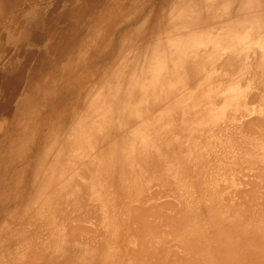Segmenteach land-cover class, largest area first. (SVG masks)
<instances>
[{"label":"bare ground","instance_id":"6f19581e","mask_svg":"<svg viewBox=\"0 0 264 264\" xmlns=\"http://www.w3.org/2000/svg\"><path fill=\"white\" fill-rule=\"evenodd\" d=\"M40 1L42 0H0V29L1 31L4 33V31L7 30L8 33H11V32L14 33L15 29L17 28L19 19L16 18V16L13 14L16 11H20L22 7L25 5H31L33 3L40 2ZM52 5H53V9L57 10L60 16H58L55 21L53 20V18H50L51 20L47 18V23L51 22L54 25L51 27L49 32H46L47 34L45 32L43 33L46 34L45 36H48L51 38L52 45L55 44L56 47H59L60 45L63 44L62 49L60 50V53L72 52V50L78 44L81 46V48L79 49L80 54L78 58V62L80 61L81 63L79 66L83 68L84 70L91 72L90 74L92 76V81L89 82L90 88L87 89L86 91L89 90V92L93 96L94 95L95 96L92 98V100L90 97H86V98H90V101L89 100L87 101L88 103L91 102V104L87 107L88 104L85 105L86 104L85 103L84 105L86 106V108L84 109L83 112H81V110L83 109L82 104L86 101H84L81 98L83 96L82 94L83 91H79L78 88L83 86L86 82L91 80V79L88 80L87 77L85 79L84 75L81 76L82 78L79 77L74 82L75 84L73 85V87L69 89L72 91L71 93H74L75 89L76 91L78 90L77 96L71 100V102L75 104V106L70 107L71 111L69 113L65 111L69 109V106L66 104L68 100L66 99L65 101H62L65 95L64 96L60 95V100H57V103H58L57 107H54L53 110H51V113L49 114L51 118L56 117L57 121L49 123V124L47 123L48 129L45 132L42 131V129L41 130L37 129L36 135L39 137V139L37 140L39 144L37 145V147L36 146L34 147L35 149H33L34 151L32 152V156H34L33 157L34 159H32L31 163L30 162L28 163V164H32L31 165V173H32L31 177L32 178L28 176L27 174L29 173L28 169L25 172L27 174V177L24 176V181L30 182L31 180L32 182L31 184L26 185L25 189L26 190L27 188L28 190L30 189L31 190L30 193H32V195L34 193L33 191H35V193L40 195L41 196L40 203L44 201L43 204H46L41 208H43L44 210H47L48 212L52 211L54 216H56L55 215L56 212L54 213V211L56 208H59L60 205L63 204L62 206H64L66 204L65 206L66 208H68L67 207V204H68V206H71L73 208L75 207V205L72 206L71 205L72 203H70V201L74 202L79 198V196L85 197V194L86 195L91 194L92 191L93 193H95L96 191L94 190H98L100 192V188L102 187V185L100 187L98 186V183H99L98 180L101 179L102 177H103L102 179L106 181V183L103 181L104 182L103 186L105 187L106 186L108 187V184L110 185V183L112 184L119 183L121 182L122 178L124 180V178L127 177L128 180L130 179V184L133 181L131 188H133V190L136 191L137 187H139L138 186L139 183L141 182L145 184V182H148L147 180L149 179L147 178H150L151 176L149 174H151L152 177L154 176L158 177L156 178V180L154 179L155 180L154 182L158 181V185L160 184L159 185L160 187L157 184H156L157 186H155V184L153 185V183H149L150 182L149 181L148 183L145 184V186L148 185L146 188L149 187L148 190L150 191L151 187L152 188L159 187L160 188L159 191L161 192L162 190H164L163 188L161 189V187H164L162 185H165V184H163L162 179H161L162 182H159V180L157 179H160L161 177L164 179V183L165 181H167L168 183V180H165V179L167 175L170 174L172 175L171 177L174 178V180L171 178L174 182L172 181L173 185L169 182V185L170 187L171 185L174 186L176 194L178 193L179 190H181V189L178 190V186H182L181 185L182 182H184L182 183L183 186H185L184 184L187 183L185 186L186 188H184L183 190L187 189V187H188L187 190H189L187 192L186 190L183 191L184 193L186 192L187 196L189 197V198L187 197L188 201H186V199L184 198L185 194L183 192L182 193L184 194L183 195L184 197L181 196V191H180L178 193L179 195L177 199L175 198V196L174 198H172L173 196L171 197L172 199L175 200V203H174V200L172 201L173 205L178 203L176 202V200L180 201L179 204L182 201H186V202L190 201L191 205L194 204V208H193V205L191 206V208L190 207L189 208L194 209V211L196 209V211L199 212L198 214L196 211L194 213L193 210H189L191 211L190 212L191 213L190 216L192 215L191 217L193 216L195 217L198 215L197 217L199 218L200 217L199 215L203 213H201L202 209L201 211H199L198 208L200 206H201L200 208H203L205 206L204 209L207 211L206 212L207 214L205 213L207 217L205 218L207 220H210L213 217V215L214 217H217V218L213 217V219L209 221L210 224L209 222L207 223L206 225L207 227L203 224L204 219H205L203 218V216H201L203 221L199 220L198 222L199 224L197 225V227L193 226L194 224L190 225L189 222H188L189 225L186 226L187 223H185L184 221L185 224H183L182 221L185 219V217L189 216L187 215L189 214L188 213L189 208H186V207H188L190 203H187L189 204L187 206L186 202H184L185 204L183 205L184 208L180 206L182 205V203L179 206L177 204L174 207L172 206L170 199H168L170 195L167 193L166 194L167 199H165V203L167 200L171 205V206L169 205V208L173 207V209L170 208L169 210L172 209L171 211L174 212L177 206H178L177 209H179L180 207L182 208V210L179 209L181 213L180 214L178 213L179 211L176 209L178 212H176L177 214L173 213V215L171 214V211L167 210L166 213L168 214V211H169L170 212L169 216L172 215V218L171 217L167 218L168 216L167 214H166V218L168 219V221H170V224L173 225L174 221L176 220V219H173L174 214L175 216L179 215L176 218L177 219L182 218V219H179L181 222H179V220H176L178 221V224H176V226H179L181 230H178L179 227L178 228L175 227V229L169 230V232H171L172 230L171 233H167L168 230L167 232L166 231L164 232V228L168 227V225L166 226V222L168 224V221H166L167 219L165 220L164 218L165 215L164 216L162 215L163 216L162 219L166 221L165 224L164 222L162 223L160 219V217L162 216L159 215V218H158L157 212H156L155 214L157 217H155V219L153 220L155 222V226L152 221L149 222V220L147 219L146 221H148V223L152 222L153 225L151 224L149 225L153 227H157L160 224L159 226H161V228L164 227L162 229L163 230L162 232L164 233H162L160 236L157 237L156 234H157L158 229L156 228L157 230H155L156 234L155 233L152 234L151 230L153 228L151 229L150 228L151 226H149L148 228L145 225L148 228V229L145 228L147 229L146 231H148V235L149 234L155 235V237L154 236L152 237L151 235L147 236L146 231H145V233L143 232V234H145L147 237L145 238L144 236V240L140 239V241L146 240V243H147L150 239H154L160 242L153 240L155 242V246H154L153 245L154 243H152L153 241L151 240L152 244H150V241H149L147 243V248H146V245L144 244L145 242L142 241V243L145 246L144 247L143 244L140 243L139 241L137 242L138 246L139 244H141L144 250L145 249L149 250V248L152 246L153 248H151V251L149 252H154V251L156 252L158 248V245L156 246V242L161 243L162 240H159V239L160 238L164 239L162 235H165L166 233L168 235L172 234L171 236L175 237L176 229L181 232L182 230H184V228L186 227L188 228L192 226L190 227L192 229L186 228V230H188L187 233H189V231L191 230L192 235H191V232L189 234L191 238H193L194 236L195 241L197 239V243L203 237L201 239L202 241H204L202 242V246H201L203 250L200 249L201 252L205 253V251L211 248L212 245L210 246V248H208L207 247L208 245H206L208 241L211 240L210 243L212 244H214L215 242L216 247H213V249L215 248L213 255L211 254L210 256L208 255L207 257V254L205 253L207 257L205 258L204 257L205 255L203 254L204 255L203 256L202 253L200 252L201 255L205 259L211 262L210 263L208 261V264H212V262L213 264H215L214 263L215 260H217V262H219L220 264H264V192H261L262 191L261 189L264 188V0H54ZM54 10H52V13ZM36 33L40 37L44 35L43 33H40L38 31ZM33 35L34 34L29 33L28 36L32 37ZM84 39L85 41L83 42ZM55 51L57 52L58 49L54 48L52 49V51L50 50L51 53ZM16 53L18 52L16 51ZM18 72H19V69H18ZM27 74L29 75L28 72ZM4 77L3 79L5 80L6 77L5 78ZM3 79L1 80L2 84H4L7 87L9 86V87L15 88L17 87V84H18L17 82L19 79V75L17 73L16 82H11V83L7 81L3 82ZM59 82L61 84V81ZM26 85H25V88H26ZM69 90L66 89L62 91V93L66 94L65 91H69ZM8 109H9L8 104H0V110L2 112ZM62 112H66V114H62ZM80 112L81 114L79 116ZM43 143L44 145H42ZM47 144H49V147L46 150H44ZM74 149H76L75 150L76 152L75 151L74 152L76 154L78 153L77 157H79V159L77 157H74L72 159H67V161L65 162L66 160L64 159L65 158L64 155H66L64 154L65 151L67 150L73 151ZM47 150L49 152L45 155L44 152L46 153ZM202 152L206 154L203 153L204 155L203 156ZM18 156H16V158ZM203 158L205 159V162L202 161L204 160ZM47 160H48L49 165L48 167L45 166L47 167L46 170L45 171L39 170L40 167L38 166L46 165ZM1 162H0V166H1ZM64 163H66L67 166L70 165L71 167H73L76 171L74 173L79 178L76 175L74 176V174L71 173L74 170L70 171L71 175H70V178L67 177L66 183L64 182V184L62 185V183L60 182L61 183L60 186H57L58 184L56 185V182L58 181V178H55V176L57 172H60V177L64 175L62 170L64 167H67L63 165ZM242 166H244L246 169L245 171L243 169V173L241 174L240 172H241ZM237 168L238 169L240 168V170H237ZM232 170H235L237 172L232 171ZM238 171H240L239 172L240 174L238 173ZM90 172H94L96 174L95 178L91 177L93 178L91 179V181H89L90 179L87 176L89 175ZM230 172H232L233 176ZM144 173H147V176H148L145 179H143V177H140V174L144 175ZM238 175H241V177H238ZM90 176L91 175H89V177ZM73 177H76V178H73ZM138 177L143 179L142 181H145V182H142L141 179H138ZM169 177L170 176H168V178ZM21 179H22V176H21ZM21 179L20 181H23V179L22 180ZM16 180L18 182V179ZM79 180L81 182H78ZM123 180H122V184L124 185ZM138 180H140V182H138ZM238 180L239 182H236ZM126 181L125 183H127ZM151 182H153V180ZM75 183L77 184L75 185ZM89 183L92 188V189L90 188L91 191L88 188L89 185L88 186L86 185ZM141 183H140V188L138 189L143 190V193L146 194L145 190L147 189L144 187L145 189L144 190L142 187L143 184L141 185ZM228 183L229 185H224ZM230 183H232L233 185H230ZM235 183L243 184L245 185V187L246 185L249 186L251 188V189L249 188V190L254 192V194H252V192L251 193L249 192L248 195L250 196L255 195L256 193L255 191L257 190V188L261 187V189L258 188V190H261L260 193L257 191V195H255L257 196V198H255L254 196L256 200L253 198L254 201H257V199L258 201L255 203L252 200L253 206L251 207L249 206L250 211L247 210L248 209L247 205H246L247 207L244 206L246 207L245 211L249 212L248 218L243 217L244 215L243 213H245V211L242 214H240L243 211L242 209H244V207L240 208L241 205H239V202H240L239 200L241 198H244L245 203L248 200V203L250 202L249 204L252 205L251 201H249L252 198L251 199L250 197L246 198V196L244 195L245 194L244 192H248V190L247 191L245 190L244 192H242L243 189L245 188V187L243 188L242 185L240 186L237 185V186L240 188L241 187L243 188L241 189L242 191L239 189L240 192H242L243 194L241 193L240 195L238 191L234 190V192L238 193V195H240L241 198L236 196L237 194H234L233 192V189L237 187L235 186ZM119 184H118L119 186H122L121 183ZM128 184H129V181H128ZM149 184H152V186L150 187ZM188 184H190V186L195 185V184L196 185L198 184L197 186L203 185L206 187L205 189H209V190L211 189L209 192H207L208 190H205L203 191V193L206 192L210 194L208 195L204 193V195L206 194L205 197H203L204 195L202 194V197H201L202 199L199 197L201 200L199 202H196V200H199L197 198L199 195L197 194V197L194 200L196 203L194 201L192 202L191 200H193L194 198L193 195H195L196 192H194L193 194V192L190 191L191 187L189 189ZM18 185H16V187ZM125 185L127 186V184ZM167 185L168 184H166L164 188H166ZM126 186H124L125 189H127ZM203 186L201 187L199 186V189L200 188L203 189ZM218 186H222V187L226 186L225 188L228 187V190L222 187H221L222 189H219ZM231 186L233 187L232 192L234 195L230 191ZM105 187H102V188H104V190L106 189L107 191L104 192V190H102V193H105V194L103 195L101 193L102 195L100 196L105 197L106 194L110 193V190L107 187L106 188ZM134 187L136 189H134ZM194 187H193V191H195ZM128 188L130 187L128 186ZM255 188L256 190L254 191ZM218 189H219V193L222 192V194L220 193L221 195H219L217 191ZM246 189L248 188L246 187ZM108 190H109V193H107ZM169 190L167 189L166 192H168ZM14 191L16 190L14 189ZM78 191L85 193V194L79 193ZM120 191H121V188H120ZM149 191H147V193ZM155 191L157 195L159 192L157 193V190ZM26 192H29V191H26ZM50 192H51V195H50L51 197L50 198L48 197L49 200L47 199V201L49 202H46L45 199L47 198V196H49ZM77 192L82 195L78 196ZM164 192L162 194H164ZM169 192H171V190ZM191 192L193 195L191 194ZM223 192H230L226 194L227 195L232 194L231 195L232 198H235L234 196H236V198L238 197L237 199L239 200L235 201V199L233 200L231 197L227 196V199L229 198L230 200H232V201L227 200L228 201L227 202L226 197H225L226 194L224 195ZM63 193L65 196L67 195L66 197H70L74 195L73 198H76V197L78 198L73 200L72 197H70L71 198V199L69 198L70 201L67 200V203L64 204L62 203L63 200L61 202V198L56 199L57 197H62L61 195H63ZM70 193H73V194H70ZM111 193H112V190H111ZM151 193L149 192L148 195H150ZM12 194L13 193H11L10 195ZM22 194L23 193H21L20 196ZM25 194L26 193L24 192V195ZM123 194L125 193L123 192ZM153 194L155 193L153 192ZM159 194L160 195L159 196L157 195V198L156 196L154 197L158 200L165 198V196L164 198H162L163 196H161V193ZM170 194H172V192ZM96 195H95V198H93L92 196H89L91 200L95 199V201L93 200L95 203L85 197L86 200H88V202L91 201V203L89 204L93 203L92 205L94 206L97 203L96 206L99 207V209L97 207L95 208L94 206L92 207L93 211L95 208L98 210L102 209L101 211L104 212V213L100 211L97 212L99 217L101 216L99 220L97 219L98 221L97 222L94 218H97L98 215L97 217L93 216L96 213V210H95L94 213H92L93 215L91 214L93 216L92 217L93 220L96 221V223H99V221H101V218L106 213H107L106 215H108V213L110 214L111 211H112L111 212L112 216L110 215L111 217L109 215L104 216V217L108 218L106 220H110V218L111 219L115 218L114 216L115 212L113 213V210H112L114 209L112 207L113 205H115V203H113L111 207L110 206L106 207V209L103 208L106 206V204L104 206V203H103V207L101 208V206H98V204L101 205L102 203L96 202L97 201ZM172 195H175V192ZM242 195L245 197H242ZM40 196H38L36 202H38ZM109 196L111 197V194L106 196V198H108ZM112 196L114 195L112 194ZM16 197L17 196H15V198ZM52 197L56 199V202H58L59 200L60 201L58 203L56 202L54 203L55 200L52 199ZM104 197H100V198H102V202H105V203L110 202V201L112 202L114 199L113 198L112 200L108 201L106 199H103ZM114 197H116L115 198L116 200L117 196H114ZM139 197L140 196L136 198H133V197L131 198L132 200L137 199L135 200L136 201L135 204H137ZM179 197H182V198H179ZM218 197L223 200H218ZM22 198H24L23 200L26 199V197L24 196ZM85 198L83 200V198L81 199L80 197V199L83 200L84 203L80 201V199L76 201L78 206H79V203L81 202L83 203L84 206L80 205V207H84L83 208L84 211L87 209V207L88 209L91 207V205L89 207L85 204V201H86ZM100 198L98 197L99 201H101ZM50 199L51 201H53L52 204L54 203L57 207L56 206L54 207V204H53L54 208L52 207V204L50 203L51 202ZM63 199L65 201L67 198L63 197ZM141 199L140 201L142 204L140 203L141 204L140 207L142 209V206H144L143 204L144 201L142 202ZM129 200L127 199V202ZM201 201L203 203H201L200 205ZM221 201H224V202H221ZM225 201L227 202L229 208H226L227 206H225L224 209L222 207L220 208V206L222 205L223 206L227 205ZM88 202L86 203L88 204ZM168 202L166 203L167 207H168ZM218 202H220L221 204L223 203V204L221 205ZM230 202L232 203L234 202L236 205L235 204L231 205ZM49 203L51 204L50 206H49ZM32 204L34 205V202ZM32 204H29V205H32ZM108 204L109 203H107V205ZM145 204H147V200ZM137 205H139V203ZM234 205L235 206L238 205V207L240 208L239 210H242V211L240 212L237 209V207H234ZM32 206H29L30 210ZM62 206H60L59 211H63V210L65 211V208L64 207L62 208ZM156 206L158 205L155 204L156 209H153L154 208V204H153V207L151 205L150 209L157 211L159 207H156ZM218 206H219V209H218ZM29 207L26 208V210H24L25 213L27 211H30ZM71 207H69L70 210L68 208V212L63 211V213L61 214L66 213L64 214L65 216L68 213H70L69 211L71 210L73 211ZM114 207H117V206H114ZM132 207L134 208L136 207V205L134 206L132 205ZM140 207H139V210H140ZM147 207L144 206L143 208L144 210L142 209V212L147 215L150 214L148 215L150 217L151 216L154 217L155 211L151 210L152 213L150 212V210L147 211L148 213L144 212L145 208L147 210ZM47 208L49 209L52 208V209L49 210ZM107 208L108 209L111 208V210L110 209L108 210ZM161 208L159 209L161 210ZM19 209L21 210V207ZM74 209L76 210V207ZM117 209H116V211L118 212V213L116 212L117 214L122 212L120 209H118L119 211ZM204 209L202 212H204ZM183 210L185 211V213ZM217 210L219 211L224 210L222 211L223 213L225 212L224 215L222 214L219 215V213L217 214L214 212ZM39 211L41 212V210ZM93 211H90V213ZM7 212L4 213V216L8 214ZM24 212L22 216L26 217ZM99 212L102 213L103 216L102 214L100 215ZM142 212L138 211L134 213L135 214L134 216H136V214L137 216L138 215L144 216L145 214H143ZM76 213H74L73 216H71L72 214H68V215L71 217H74V216L77 217L78 214L75 215ZM90 213H88V215ZM159 213H161V211ZM182 213H184V215H182ZM30 214H33V213H30ZM84 214L82 215L83 217H84ZM161 214H165V212ZM209 214L212 217H209L210 216ZM44 215L47 216L46 213ZM58 215L60 216V214ZM123 215L125 216L126 214H123ZM238 215H242L241 217H243L244 219L239 217ZM54 216L49 215V217H52L50 218L51 220L54 219L53 218ZM64 216L63 218H66L67 221L68 220L70 221L71 217L69 216L64 217ZM134 216L131 217V220ZM137 216H136V219L139 218ZM31 217L32 216H29L30 219ZM76 217L74 218L77 219ZM153 217L151 219H153ZM7 218H10V217L7 216ZM157 218L160 219L158 221V223L160 222L159 224L156 223ZM86 219L88 220V222L90 220L92 221L91 217L86 218ZM25 220L28 221L27 217ZM59 220H61V218H59ZM71 220H74V219H71ZM106 220L104 222L101 221L103 224L100 222L102 225L100 226L103 227L104 225H106L107 228L106 227L105 228L108 231L106 229H102L101 227H99V224H96L97 228L98 229L100 228L97 233L99 234V231L103 230L105 231L103 233L109 234V236L106 235L109 239L106 238L103 233H102L103 235L101 236H100L101 233L98 235L99 238L95 234V238L100 239V237L102 238L104 237V239L106 238L108 239V241H106V239L105 240L103 239L104 240V241L102 240L103 243L106 241V244L107 243L112 244L114 243L113 241L115 240L112 238L115 236V233L111 232L109 228L111 227L112 225L111 223H113L114 220H112L113 222L110 221L111 223ZM8 221L9 219H7V222ZM10 221H12L13 223L14 220H10ZM38 221H39V226L41 227L42 225L40 224L41 221L40 220ZM67 221L65 220L66 222L65 224H67ZM75 221H73L72 223L75 224ZM77 221L79 222V219ZM83 221L84 220H82L81 223H83ZM31 222L33 223V221H28L30 225H32ZM34 222L38 223L36 221ZM57 222L59 223V221ZM134 222H131V224H133ZM139 222L141 221L139 220ZM142 222H144V220ZM21 223L19 221V223L17 224L20 225ZM89 223L88 225H90ZM93 223L95 224V222ZM93 223L91 227L89 228V226L87 227L85 226L87 224H85L84 222L82 225L87 230L83 229L82 225L79 226V227H82V230L79 228H77V230L79 229L82 232L86 231V233H83V235H86L88 233L87 235L90 236V234L93 233V235L91 234V237H93L94 233H96L97 231V228L95 227ZM104 223H108V225ZM136 223L134 224L137 225ZM74 224L71 227L73 231L76 230L74 229L76 228V225L74 226ZM113 224L115 225V223ZM131 224L129 225L131 226ZM211 224L212 226L210 227ZM21 225H20V228L25 227L23 224ZM114 225H112L111 227L113 231H114L113 229ZM143 225H142L143 228L140 227L141 225L138 227L137 226L135 227L140 228V230L141 228L145 230L144 229L145 226ZM68 226L67 228L69 229L70 227ZM92 226L96 228L95 229L96 231H88V229L90 230ZM115 226H117V224ZM193 227H196V230L199 229L198 232L197 231L195 232V229ZM38 228L36 227L37 230ZM124 228H122V230ZM13 229L12 231L14 232L18 230L14 226H13ZM22 229L25 230L24 228ZM22 229H20L19 231H21ZM45 229L44 227L43 228L41 227V230L46 231L45 235H48L49 234V232L47 233L48 228L45 227ZM202 229L204 231H201ZM28 230L29 232L30 230L34 232L33 229H28ZM62 230L58 232V236L62 234L61 233L63 232ZM72 230L70 231L72 232ZM91 230H94V229H91ZM70 231L69 233L70 235H72ZM81 231H77V233L75 232L74 236H70V237L71 238L75 237V234L79 236V233ZM127 231L124 232L126 235H127ZM149 231H151V233ZM7 232L8 231H6V233ZM200 232L201 233L203 232L204 235L203 233L201 234ZM38 233L41 234V232H38ZM66 233L68 232L65 231L64 234ZM196 233H199V234H196ZM11 234H13V232ZM16 235L18 236L17 232H16ZM87 235L85 236V238H87ZM135 235L137 234L135 233ZM3 236L5 237V235ZM17 236L16 238L19 239V242H20V239L24 237L23 236L20 238ZM40 236L42 239L37 241L38 244H40L39 243L40 241H45V240L47 241V238H45V236H42V234ZM40 236L38 237L40 238ZM81 236L79 237L76 236V237L80 238ZM121 236H122V233H121ZM131 236L132 235L129 234V238ZM171 236L170 238L173 239V237ZM199 236H201L200 239H199ZM11 237L6 236L5 239L10 238L11 242H16L14 240V237H13L14 241L11 239ZM68 237H69V234H68ZM141 237L142 235H139V237L137 236V239ZM149 237H152V238L149 239ZM43 238H45V240H43ZM48 238L49 240L51 239L50 236ZM110 238L113 239L112 242ZM0 239L2 240V238ZM89 239L91 241H89L87 238V239H84V242H83L82 238H80V240L83 243L89 244V248L90 246H93L92 247L93 249L90 248L91 250H93V252L97 250L96 252L97 254H99V256L102 254V258L106 252L108 253H106L105 256L109 253L110 254L107 256L110 257L112 255L111 257L113 258V261L111 257L109 259V257L106 256L108 258L107 259L104 256L108 261V262L106 261L107 262L106 264L108 263L114 264V263L109 262V260L114 262V258H117V257L119 258L121 256L120 254L122 250L119 251V249L117 248V247L121 248L120 246H118L119 244L117 245L116 243V245L114 246V248L117 246L116 249L112 248V246H109L108 244H107L108 246L107 245L105 246L106 248L108 247V249L109 247H111V250L114 251L113 252L114 255H113L111 254L112 252H110L111 250L109 249V251H106L107 249L104 246H103V249L105 248L106 252L103 249L101 250L102 248L101 246L103 244L102 242L99 243L98 239H97V242H95L96 239H92V238H89ZM117 239H119V237H117ZM126 239H123V240H125L124 242L127 243ZM176 239L178 240L180 239V241L177 240V242H180V244L182 245V246L180 245L179 249H181L180 253H183L184 252L182 249L184 247L183 244L186 243L187 245L186 247H188V244H187L188 242H186L188 241V239H186V236L183 237V234L180 235V238L179 236L175 237V240ZM182 239L183 240L186 239L184 240V243L183 241L181 243ZM8 240L9 239H6L7 243L9 244ZM49 240H48V244L46 245H49V244L51 245L52 240H50V243H49ZM77 240L78 239L75 240L76 241L75 244L79 242ZM87 240L91 242V245ZM175 240L173 239L171 240V242ZM92 241L95 242L96 244L94 243L93 245ZM167 241L165 242V240H163L162 242L164 243H162V245L159 244V247L161 245V249L159 248L158 251H161V252L163 251L162 248L163 247L165 248L166 246L165 243H167ZM37 242H35L36 246H37ZM70 242H68L69 243L68 245L69 246L73 245L75 248L73 246L72 247L76 249V252L80 253L83 250L82 242H79V244H82V245L78 246L79 248H81L80 251H78L79 250L78 247H77L78 249L76 248L78 244L75 246L74 243L72 244L71 242V245H70ZM129 242L131 246L129 248L133 250L134 246L136 247L137 244H134V246H132L131 240L128 241V244ZM4 243L5 241L1 245L3 246ZM204 243L205 245L203 247ZM41 244H44V243H41ZM192 244L193 243H191V245ZM169 245L170 244L167 243V246ZM176 245L174 246L176 247ZM9 246L10 245H8V247ZM52 246L53 245H51L50 248ZM86 246L88 248L87 244ZM86 246L84 245V248ZM154 247L155 248L157 247L156 250ZM193 247L194 245H192L191 249H194ZM36 248L41 249V246L39 247L38 245ZM55 248L56 247H54V251L57 253V258L59 259L58 256L60 255V253L57 252ZM94 248L96 249L94 250ZM117 249H118L120 256L117 254L118 252L115 254V251H117ZM136 249L134 248L135 250V251L133 250L134 253L136 252ZM51 250L53 251V248H51ZM51 250L48 251V253L50 252L49 253L50 255L52 253ZM132 250H129V251L132 252ZM144 250L143 251L138 250L136 254L137 253L142 254V252H144L143 254L145 255L146 252ZM148 250L146 251L148 252ZM170 250L172 249H169V251L168 250L166 251L164 250V251L166 254L167 252L169 253L167 254L168 256L170 255L173 256V259H171L172 257L170 258L167 255L162 254L164 252L159 253V254H161L162 257L164 255L165 257L164 259L166 260L167 263L171 259L172 262L175 263V260H176V263L179 264L178 262L181 260V256L179 260L177 258L178 255L175 252V250H173L175 253L172 252L173 255L170 254ZM102 251L103 253L104 252L105 253L103 254ZM158 251L156 252L157 254H158ZM208 251H212V250H208ZM96 252L94 253L96 254ZM149 252L148 254L151 255V253ZM196 252L197 251H195V253ZM81 253H80L81 254L80 256L82 257V259L83 260L86 259L87 257L85 255L83 256V252ZM89 253L92 254V251ZM94 253L93 255H95ZM124 253L126 256L128 252L127 251L123 252V255ZM134 253H128L127 255L128 256H130L129 254L135 255ZM44 254H46V252ZM49 254H47V257H49L48 256ZM140 254H137L136 256L140 257ZM184 254L187 255L186 258L188 259L190 258L187 253L184 252ZM184 254L182 256V261H180V263L187 261L186 258H183L185 256ZM174 255H175V258H177L178 260L174 258ZM61 256L63 257V254ZM161 256H160V259L162 260ZM202 256H201V259H202ZM44 257L45 256L43 255V258ZM95 257H93L94 260H95ZM132 257L130 259L131 261L130 260L128 261L132 262ZM147 257H145L144 260H146ZM53 258L54 256L51 259L53 260ZM57 258H54L56 262L58 260ZM73 258H70V259L68 258L67 261L74 260L73 262H75L77 258L75 256H73ZM120 258L118 261L116 259L115 264H117L120 261ZM141 258H142L141 261H143V257ZM149 258L151 259V263H152L153 259L151 257ZM149 258L147 259L149 261L147 262L148 264L150 263ZM39 259H41V257ZM45 260L47 261V259ZM52 260H50L51 261L50 264H52ZM83 260H81L80 258V263ZM87 260L88 259L85 260L86 261L85 264L88 263ZM0 261H1L0 264H2L1 258H0ZM37 261L38 260L34 262H37ZM40 261L42 264H45L43 263L44 262L43 260H40ZM91 261L95 262L93 260ZM195 261L197 262V259ZM38 262L37 264H40ZM76 262H79V260ZM136 262L138 264L146 263L144 261L143 263L142 262L139 263L136 259V261L134 260L132 264ZM188 262L190 263L192 261H188ZM62 263L64 262L62 261ZM121 263L126 264V262H121ZM158 263L160 264V261L157 262L156 264ZM3 264H6V263L3 262ZM58 264H59V261H58ZM66 264H71V263H69L68 261V263ZM76 264H79V263H76ZM89 264H90V261H89Z\"/></svg>","mask_w":264,"mask_h":264},{"label":"rangeland","instance_id":"374dc122","mask_svg":"<svg viewBox=\"0 0 264 264\" xmlns=\"http://www.w3.org/2000/svg\"><path fill=\"white\" fill-rule=\"evenodd\" d=\"M53 1L54 0H42V1H40V2H36V3H33V4H31V5H25V6H23L22 7V9L20 10V11H16L13 15H15L16 16V18H18L19 19V21H18V25H17V28L15 29V32L14 33H8V31L7 30H5L4 31V33L1 31V29H0V104H8V106H9V109L8 110H6V111H4V112H2L1 110H0V162L2 161V162H4V163H2L1 162V166H0V238H2V240L0 239V243H1V241H2V243L1 244H3V242L5 241V243H4V245L2 246L1 244H0V258L2 259V264H3V262L4 263H6V264H34V263H36L37 264V262L38 261H40V260H43L44 262L43 263H47V264H50L51 263V261L50 260H52L51 258L54 256V258H57V253L54 251V247H56L55 248V250L57 251V252H59L60 253V255L58 256L59 257V259L57 260V262H56V260H54V258H53V260H52V264L54 263V264H58V261H59V264L60 263H62V261L64 262V263H62V264H66V263H68V261H69V263H71V264H76V263H79V264H85L86 263V259H88L87 261H88V263L87 264H89V261H90V264H94V263H96V264H106L108 261H107V257H109V256H107V255H109V254H107L106 256H105V254L106 253H108V252H106V251H109V249L111 250V247H109V249H108V247L106 248L105 246L108 244H106V241H108V237L107 236H109V234H106V233H103V232H105V231H99V234H100V236L101 235H103L104 234V236L106 237V238H108V239H106V241L103 243L102 242V240L104 239V237L102 238V237H100V239H98L99 237H98V230L100 229H98L97 228V225L96 224H99V227H101L102 225H101V223L102 222H104L106 219H108V218H106V217H104V216H110L111 215V212H110V214L108 213V215H104L103 216V214L102 213H104L103 211H101L102 209V207H103V203H104V206H105V204H106V206L105 207H103L104 209H106V207H108V206H112L113 205V203H115V205H113V207L112 208H114V209H112L113 210V213L115 212H117L116 211V209L118 208V209H120L121 211V213H123L124 211L126 212H124L123 214H126L125 216L123 215V214H121V213H119V214H115L114 213V216H115V218H110V220H106V221H111V222H113L112 220H114V222L113 223H115V225L117 224V226H115L113 223H111L112 225H114L113 226V229H114V231L112 230V225H111V227L109 228V226H108V228L111 230V232H113V233H115V236L114 237H112L113 239H115L116 241H118V242H116L115 240L113 241V239L112 238H110L111 239V242L113 241L114 243H112V244H108L109 246H112V248H114V246L116 245V243H117V245L118 246H120L121 248H119V247H117L118 249H119V251H121L122 250V252H121V256L119 255V252H118V249H117V251H115V254L117 253L120 257V261L117 263V264H124V263H121V262H126V264H127V262H128V264H132L133 262H134V260L136 261V259H137V261L139 262V263H143V261L144 262H149L147 259L149 258V257H151L153 260H155V258H156V260L155 261H153L152 260V263H151V259L149 258V260H150V263L151 264H156L157 262H159L160 261V264H177L176 263V260L175 259H179L180 260V256H181V260L180 261H182V256H183V254H184V252L185 253H187L188 254V256L190 257L189 259L188 258H186V254H184L185 256L183 257V258H186V260L187 261H184L186 264L187 263H189L188 261H192L193 262V260H194V262L193 263H199V264H208V261L209 260H207V259H205V258H207L208 257V255L210 256L211 254L213 255V252H214V249H213V247H216L215 246V242H214V244H212V243H210V241H208V243L206 244V245H208L207 247L208 248H210V246H211V248L210 249H208V250H212V251H205V253L207 254V257H206V255H205V253H203V252H201L200 251V249L201 250H203V248H201V246H202V242H204V241H202L201 239L203 238H201V236H199V241H198V243H197V239H196V241H195V239H194V236H193V238H191V236H190V232H191V230L189 231V233H187V231L188 230H186V228H184V230H182L181 232L180 231H178V230H181V228L179 227V226H176V224H178V221H176V220H179V219H182V218H176V217H178L179 215H176L175 216V214H174V216H175V218H174V216H173V219H176L175 221H174V226L173 225H171L170 224V221H168V219L167 218H172V215H173V213H176V212H178L179 211V209L180 210H182V208H180L179 207V209H177L178 208V206L182 203V205H180V206H182L183 208H184V206L183 205H185L184 204V202H186V201H188L187 200V194H186V192L187 191H189V190H187L188 189V187H187V189H185L186 190V192L184 193L183 191H185V190H183L184 188H186L185 186H186V184L187 183H185L184 185L185 186H183V184L182 183H184V182H182L181 183V185L182 186H178V185H180V184H178L177 186H178V190L179 189H181V190H179L178 191V193L181 191V196H183L184 194H185V199H186V201H182L180 204H179V202L180 201H177L176 200V202H178V203H176V204H174L173 205V200L174 199H172V198H174V196H175V198L177 199V197H178V193L176 194V191H175V188H174V186H172L173 184H172V181L174 180V178H172L171 176L172 175H170V174H168L167 175V177H166V179L165 180H168V183H167V181H165V183H164V179L163 178H161L160 176V179H157V180H159V182H162L163 181V184H168L167 186H169V187H167L166 186V188H164L165 187V185H162V183H161V185L162 186H164V187H161V189L163 188L164 190H165V192L167 191V189L169 190H171V192H172V194L175 192V195H172V194H170L171 192H164V190H162L161 192L159 191V185H158V181L157 182H154L155 180H156V178H158L157 176H154V177H152V175L151 174H149L151 177V180H150V178H147V179H149V180H147L149 183H153V185L155 184V186H159V187H156V188H158V189H156L155 187L154 188H152L151 186H152V184H149V186L152 188H150V191L148 190L149 189V187L148 188H146L148 185H146L145 186V184L146 183H148V182H145V181H142L143 179H145L146 177H148L147 176V173H144V175H145V177H144V175L143 174H140V177H143V179H141L140 177H138V179H141V181L142 182H145V184L144 183H141L140 182V180H138V182H140L141 183V185H142V187H143V189H144V187L147 189V190H145L146 191V194L145 193H143V190H139L138 188H140V183H139V187H137V189L134 187V189H136V191L135 190H133V188H131V186H132V183H133V181L131 182V184H130V179L128 180V178L127 177H125L124 178V180H123V178H122V180L124 181L123 183H124V185L122 184V180H121V182H119V183H121L122 184V186H119L120 184L119 183H110V185L108 184V189L110 190V193H109V190H108V192L107 193H109V194H111V197H110V199H109V197L108 198H106V196H108L109 194H106L105 195V197L104 196H100V195H104L105 193H102V190H104V188H102V187H105V186H103L104 185V182L106 183V181H104L101 177V179H99L98 180V186L100 187L101 185H102V187L100 188V192L98 191V190H94V191H96L95 193H93V191H92V193L94 194H85V193H82V192H79V193H82V194H85V197L87 198V199H89V200H91V198L89 197V196H92L93 198H95V195H96V199H97V201L96 202H100V203H102L101 205H99L98 204V206H101V210H98L99 209V207H97L96 205H97V203H96V205H94L95 206V208L97 207L98 209H95L94 208V211L96 210V213H95V215H93L92 213H94V211L92 210L93 208L92 207H94L92 204H89V203H91V201H95V199H93V200H91L90 202H88V200H86V198L85 197H83V196H79V195H82V194H79L78 192V196H79V198L78 197H76V198H78V199H80V197H81V199L83 198V200H84V198H85V204L87 205V206H89L90 207V205H91V207L88 209V207H87V209H86V207H85V211L83 210V208L84 207H80V205H83V203H84V201L83 200H81L80 199V201H82L81 203H79V206L77 205V202L76 201H78V199L76 200V201H70V197H72V199L73 200H75L76 198H73V196L74 195H72V196H70L69 194V196L70 197H66L65 195H64V193H63V195H61L62 197H57L56 199H60L61 198V202H62V200H63V202L62 203H67V200H69L70 201V203H72L71 205L72 206H74L75 205V207H76V210L74 209L75 207H71V206H68V204H67V207L69 208V207H71L72 209H73V211H72V213H71V211H69L70 213H68V214H72L71 216H73V214L74 213H76L75 215H77L78 214V216L76 217V216H74V217H76L77 219H75L74 217H71V216H69L68 214L67 215H65L66 217H71L70 218V221L68 220L67 221V219L66 218H63V216H64V214H66V213H64V214H61V213H63V211H59V208H60V206H62V205H58L59 206V208H56L55 209V211H54V213H55V215L56 216H54V214H53V212L52 211H47V210H44L43 208H41V207H43L44 205H46V204H43V202L42 203H40L41 201V196L40 195H38L37 193H35V191H33L34 193H33V195H32V193H30L31 192V190L29 189L28 190V188H27V190L25 189V187H26V185H28V184H31V180H30V182L29 181H24V176L25 177H27V174H28V176H32V173H31V165L32 164H28L29 162L31 163L32 162V159H34L33 157L34 156H32V152L34 151L33 149H35L34 147L36 146L37 147V145L39 144V142H37V140L39 139V137L36 135V132H37V129H42V131H47V123L49 124V123H52V122H55V121H57V118L55 117V118H51L50 116H49V114L51 113V110H53V108L54 107H57V100H60V95L62 96H64V98H63V100L62 101H65L66 99L68 100L67 101V105L69 106V109L68 110H65L67 113H69L70 111H71V106H75V104H73L72 102H71V100L73 99V98H75L76 96H77V93H78V90L79 91H83V96L81 97L84 101H86V102H84L82 105H83V109L81 110V112H83L84 111V109L86 108V106L85 105H87V107L91 104V102H89L88 103V101L87 100H89L90 101V98H91V100H92V98L95 96H93L90 92H89V90L88 91H86L87 89H89L90 87H89V82H91L92 81V76H91V72L90 71H87V70H84L83 68H81L79 65L81 64L80 63V61L78 62V58H79V54H80V52H79V49L81 48V46L78 44L73 50H72V52H65V53H60V50L62 49V46H63V44L62 45H60L59 47H56V45L55 44H53L52 45V42H51V38L50 37H48V36H45L47 33L46 32H49V30L51 29V27L54 25V24H52L51 22L50 23H47V18L49 19V20H51L50 18H53V20L55 21L56 20V18L58 17V16H60V14H59V12L57 11V10H54L53 9V5H52V3H53ZM52 10H54L53 11V13H52ZM24 12V13H23ZM51 12V13H50ZM29 14V15H28ZM54 14V15H53ZM29 22V23H28ZM49 24V25H48ZM44 27H43V26ZM43 27V28H42ZM39 28V29H38ZM42 28V29H41ZM40 32V33H43V32H45V33H43L44 35L42 36V37H40V36H38V34L36 33V32ZM87 31V30H86ZM6 32V33H5ZM1 33H2V35H1ZM29 33L30 34H34L32 37L30 36H28L29 35ZM3 38V39H2ZM42 38H44V39H42ZM82 41V40H81ZM85 41V39L83 40V42ZM58 49V51L56 52H50V50L52 51V49ZM16 51L18 52V53H16ZM26 62V63H25ZM78 62V63H77ZM21 66V67H20ZM24 66V67H23ZM46 67V68H45ZM16 68H17V70H16ZM21 68V69H20ZM14 69V70H13ZM18 69H19V72H18ZM13 70V71H12ZM29 70V71H28ZM4 71V72H3ZM15 71V72H14ZM10 72V73H9ZM18 73V75H19V79H18V84H17V87H7V86H5L4 84H2V79H3V77L5 78V80L3 79V82L4 81H7V82H16V78H17V73ZM23 72V73H22ZM27 72L29 73V75L27 74ZM5 74V75H4ZM24 74V75H23ZM27 74V75H26ZM60 74V75H59ZM15 75V76H14ZM82 75H84L85 76V79H86V77H87V79L88 80H90V81H88V82H86L83 86H81V87H79L78 88V90L76 91V89H75V92L74 93H71L72 91L71 90H69L70 88H72L73 87V85L75 84L74 82L79 78V77H81ZM91 76V77H90ZM82 78V77H81ZM28 80V82H27V80ZM15 80V81H14ZM26 81V83H27V85H26V83H25V81ZM59 81H61V84H60V82ZM24 82V83H23ZM23 85V86H22ZM25 85H26V88H25ZM88 85V86H87ZM86 87V88H85ZM25 88V89H24ZM85 88V89H84ZM2 89V90H1ZM20 89V90H19ZM69 90V91H65L66 92V94H63L62 93V91H64V90ZM95 90V89H94ZM94 90H93V92H94ZM91 94V96H90V94ZM26 94V95H25ZM94 94V93H93ZM23 96V97H22ZM21 97H22V99H21ZM66 97V98H65ZM86 97H90V98H86ZM43 103V104H42ZM71 103V104H70ZM86 103V104H85ZM81 104V103H80ZM85 104V105H84ZM43 105V106H42ZM41 107V108H40ZM52 108V109H51ZM40 110V111H39ZM66 112H62V114H66ZM81 112L79 113V116H80V114H81ZM49 121V122H48ZM12 135V136H11ZM11 137V138H10ZM31 137V138H30ZM9 138V139H8ZM35 139V140H34ZM43 142V141H42ZM42 145H44V143L42 144ZM26 146H27V148H26ZM49 147V144H47L46 145V148H44V150H46L47 148ZM32 148V149H31ZM23 149V150H22ZM76 149H74L73 151H69V150H67V151H65V153L64 154H66V155H64V159H66L65 160V162L67 161V159H72V158H74V157H77V154L75 153L76 151H75ZM75 151V152H74ZM30 152H31V154H30ZM49 151L47 150V152L45 153L44 152V154L46 155L47 153H48ZM205 152V151H204ZM204 152H202V155H203V153ZM43 154V155H44ZM204 154H206V153H204ZM3 155V156H2ZM19 155V156H18ZM44 155V156H45ZM201 155V156H202ZM16 156H18L17 158H16ZM204 156V155H203ZM206 157V156H205ZM78 159H79V157H77ZM201 158V157H200ZM5 159V160H4ZM204 159V158H203ZM30 160V161H29ZM201 160V159H200ZM199 160V161H200ZM8 161V162H7ZM80 161H82V160H80ZM202 161H204L205 162V159L204 160H202ZM48 160H47V164L46 165H44V166H38V167H40L39 168V170H43V171H45L46 170V168L48 167ZM63 165H65V166H67V164L66 163H64ZM30 168H29V167ZM45 166H47V167H45ZM5 167V168H4ZM67 168H68V170H67ZM242 169H241V172L240 171H238V173L240 172L241 174L243 173V169H244V171H245V167L244 166H242L241 167ZM28 169V171H29V173H25L26 172V170ZM138 169V168H137ZM74 170V171H73ZM136 170V169H135ZM221 170V169H220ZM237 170H240V168L238 169L237 168ZM70 171H73V172H71L72 174H74V176L76 175L74 172H76L75 171V169L73 168V167H71L70 165H68L67 167H64L63 168V170H62V172H63V174L66 176H62V177H60V172H57L56 173V176H55V178H58V181L56 182V185L57 186H60V184L62 183V185L64 184V182L66 183V179H67V177L68 178H70V175H71V173H70ZM222 171V170H221ZM232 171H235V170H232ZM235 172H237V171H235ZM5 173H6V175H5ZM205 173V172H204ZM227 173H229V172H227ZM231 174H232V172H230ZM234 173V172H233ZM237 173V174H238ZM239 173V174H240ZM21 174V175H20ZM68 174H69V176H68ZM237 174H235V175H237ZM17 175V176H16ZM89 175H91L90 177H89ZM89 175H87L88 176V178L90 179L89 181H91V179H93V178H95V173L94 172H90L89 173ZM230 175V174H229ZM19 176H20V178H19ZM21 176H22V179H23V181H20V179H21ZM73 176V175H72ZM77 176V175H76ZM168 176H170L169 178H168ZM231 176V175H230ZM232 176H233V174H232ZM78 177V176H77ZM91 177H93V178H91ZM235 177V176H234ZM237 177V176H236ZM238 177H241V175H238ZM15 178V179H14ZM32 178V177H31ZM61 178H63V179H61ZM65 178V179H64ZM73 178H76V177H73ZM79 178V177H78ZM153 178V179H152ZM173 180H172V179ZM16 179H18V182H17V180ZM21 179V180H22ZM60 179V180H59ZM155 179V180H154ZM161 179H162V181H161ZM77 180V179H76ZM126 180H128L129 181V184H128V181H126ZM153 180V182H151ZM169 180H171V181H169ZM88 181V180H87ZM104 181V182H103ZM125 181L127 182V183H125ZM6 182V183H5ZM15 182V183H14ZM20 182V183H19ZM61 182V183H60ZM76 182V181H75ZM78 182H81L80 180L78 181ZM77 182V183H78ZM138 182H136V183H138ZM169 182L172 184L171 185V187H170V185H169ZM174 182V181H173ZM236 182H239V180L238 181H236ZM18 183H19V185H18ZM25 183V184H24ZM27 183V184H26ZM77 183H75V185L77 184ZM108 183V182H107ZM222 183V182H221ZM14 184V185H13ZM119 184V185H118ZM125 184H127V186L125 185ZM134 184H135V182H134ZM157 184V185H156ZM16 185H18L17 187H16ZM74 185V186H75ZM87 186H88V188H89V190L91 191V186H90V183L89 184H86ZM175 185V184H174ZM198 185V184H197ZM196 184L195 185H192V186H190V184H188V186H189V189H190V187H191V190L190 191H192L193 192V194H194V192H196V194L195 195H193L192 194V192H191V194L193 195V200H191L192 202L196 199V197H197V194L199 195L197 198L199 199V200H196V202H199L202 198V194L204 195V193H206V192H204L203 193V191H205V190H208L207 192H209L210 190L209 189H205L206 187L205 186H203V185H199L200 187L201 186H203V189H199V186H197ZM220 185V184H219ZM222 185V184H221ZM224 185H229V183L228 184H224ZM230 185H233L232 183H230ZM237 185H242L243 186V188L245 187V185H243V184H239V183H235V186H237ZM14 186V187H13ZM97 186V187H98ZM110 186H111V188H110ZM124 186H126V188L127 189H125V187ZM128 186L130 187V188H128ZM177 186H175V187H177ZM196 187V189H195V187ZM13 187V188H12ZM20 187V188H19ZM98 187V188H99ZM105 187V188H106ZM115 187H117V188H115ZM124 187V188H123ZM180 187V188H179ZM181 187H183V188H181ZM193 187H194V190L195 191H193ZM222 186H218V188L219 189H222V188H225L226 186H223L222 188H221ZM238 187V186H237ZM237 187H235L234 189H233V192H234V190H236V191H238V193L241 195V193L242 192H244L245 190L247 191L248 190V192H244L245 194V196H246V198L248 197H250V199L251 200H249V201H251V204L252 205H250L249 203H248V200H247V202L245 203V199L244 198H241L240 197V195H238V193H235L234 192V194H237L236 196H238L239 198H241L240 200L239 199H237L236 198V196H234L235 198H232V194H233V192H232V186H231V192H232V194L230 195H227L226 193H230V192H223L224 193V195H225V197H226V201L227 200H230L229 198L227 199V196H229V197H231L233 200L235 199V201H237V200H239L240 202H239V205H241L240 206V208H243L244 206H248V211H250V209H249V206L251 207V206H253V203H252V200L254 201V199L255 198H257V196H255V195H257V191L260 193V191L261 192H264V188H262L261 189V187L259 188V189H261V190H258V188H257V190H256V188L254 189V191L256 192L255 193V195H253V196H250V195H248L249 194V192L251 193L252 191H250L249 190V186H247L246 185V187L248 188V189H246V187L243 189L242 187L240 188V187H238V189H237ZM91 188V189H90ZM120 188H121V191H120ZM123 188V189H122ZM174 188V189H173ZM210 188V187H209ZM14 189L16 190V191H14ZM177 189V188H176ZM199 189V190H198ZM219 189L217 190L218 191V193H219ZM225 189H227L228 190V187L227 188H225ZM241 189H243V191L242 192H240V190ZM251 189V188H250ZM253 189V188H252ZM24 190H26V191H29V192H26V191H24ZM111 190H112V193H111ZM155 190H157V193L159 192V193H161V196H163L162 198H164V196H165V198L164 199H156L157 198V195L159 196L160 194L158 193L157 195H156V191ZM173 190V191H172ZM198 190V191H197ZM200 190H201V192H200ZM227 190H225V191H227ZM13 191V192H12ZM26 193L25 195H24V192ZM107 190L105 189L104 190V192H106ZM147 191H149L150 193L153 191L155 194H153V192L150 194V195H148V193H147ZM216 191V190H215ZM222 191V190H221ZM223 191H224V189H223ZM37 192V191H36ZM76 192V191H75ZM74 192V193H75ZM99 192V193H98ZM113 192H115V193H113ZM123 192L125 193V194H123ZM127 192V193H126ZM164 192V194H162ZM184 194H183V193ZM212 192V191H211ZM11 193H13L12 195H10ZM21 193H23L21 196H20V194ZM102 193V194H101ZM135 193V194H134ZM169 194V195H167V196H169V198L168 199H170V201H171V204H172V206H174L175 207V205H177L178 204V206H177V210L175 209L174 210V212L173 211H171L172 209H173V207H170V208H172L171 210H169L170 208H169V205H170V203L166 200V203L168 202V207H167V204L165 203V199H167L166 198V194ZM221 194H222V192H220ZM219 193V195H221ZM35 194V195H34ZM70 194H73V193H70ZM112 194L114 195V196H117V199L115 200V198L116 197H114V196H112ZM116 194V195H115ZM122 194V195H121ZM127 194V195H126ZM133 194V195H132ZM206 194H208V193H206ZM205 194V195H206ZM210 194V193H209ZM208 194V195H209ZM233 194V195H234ZM243 194V193H242ZM252 194H254V192H252ZM251 194V195H252ZM17 196L16 198H15V196ZM36 195H37V197H36ZM51 195V192L49 193V196H47V198L45 199V201L46 202H49V201H47V199L49 200V198L51 197L50 196ZM77 195V194H76ZM99 195V196H98ZM189 195V194H188ZM205 195L203 196V197H205ZM218 195V196H219ZM223 195V196H224ZM26 197V199L25 200H23L24 198H22V197ZM38 196H40L39 197V200H38V202H36L37 201V198H38ZM123 196V197H122ZM133 197V198H136V197H138V196H140L139 197V200H138V202H137V204L139 203V205H137V204H135V200H137V199H133L132 200V198L131 197ZM134 196H136V197H134ZM154 196H156V198L154 197ZM173 196V197H172ZM245 196H243L242 195V197H245ZM254 196H255V198H254ZM14 199H13V198ZM49 197V198H48ZM63 197H65V198H67L65 201H64V199H63ZM98 197L100 198V197H104L103 199H106V200H108V201H110V200H112L113 198V201L111 202H102V198H100V200L101 201H99V199H98ZM125 197V198H124ZM172 197V198H171ZM201 199H200V198ZM224 197V198H225ZM70 198V199H69ZM129 198H130V200H129ZM142 198V199H141ZM159 198V197H158ZM179 198H182V197H179ZM178 198V199H179ZM183 198V199H184ZM189 198V197H188ZM254 198V199H253ZM52 199H54L53 197H52ZM56 199H54L55 201H54V203L56 202ZM120 199V200H119ZM127 199L129 200L128 202H127ZM140 199L142 200V202L144 201L145 203H146V200H147V204H145L144 202H143V204H144V206H146L147 207V205H148V207H147V210H146V208H145V211L144 212H147L148 210H150V212L152 213V211H155L154 212V214L157 212V216H158V218H159V215H165L164 216V218H165V220L166 221H168V224H167V222L164 220V219H162L163 218V216L162 217H160V219H161V222L163 223L164 222V224H165V222H166V226L168 225V227H166V228H164V227H162L161 228V226H159L160 224V222L158 223V221L160 220V219H156L157 221H156V223H158L157 225L159 226H157V227H153V226H151V225H153L154 224V226H155V222L153 221L154 219H155V217H157L156 216V214H155V216L153 217V216H148V215H150V214H145V213H143L142 212V209L144 208V206H142V209H141V207H140V205L142 204L141 203V201H140ZM144 199H146V200H144ZM183 199H181V200H183ZM184 199V200H185ZM205 199V198H204ZM244 199V200H243ZM106 200H104V201H106ZM119 200V201H118ZM126 200V201H125ZM132 200V201H131ZM190 200V199H189ZM218 200H223V199H221V198H219L218 197ZM217 200V201H218ZM256 200V199H255ZM24 201V202H23ZM50 201H51V199H50ZM60 201V200H59ZM58 201V202H59ZM93 201V202H94ZM203 201V200H202ZM200 202V205H201V203H203V202ZM225 201V203L227 204V202ZM230 201H232V200H230ZM257 201H258V199H257ZM257 201H254L255 203L257 202ZM6 202V203H5ZM15 202V203H14ZM30 202H34V205L32 204V203H30ZM52 202L53 201H51L50 203L52 204ZM58 202H56V203H58ZM86 202H88V204L86 203ZM116 202H118V203H116ZM126 202V203H125ZM162 202V203H161ZM195 202V201H194ZM195 202V203H196ZM221 202H224V201H221ZM18 203H19V205H18ZM49 203V206L51 205ZM53 203V204H54ZM69 203V202H68ZM95 203V202H94ZM107 203H109L108 205H107ZM141 203V204H140ZM149 203H150V205H149ZM174 203H175V200H174ZM187 203H190V201L189 202H186V204ZM204 203H205V201H204ZM219 204H221L220 202H218ZM238 203V202H237ZM248 203V204H247ZM254 203V204H255ZM15 204V205H14ZM29 204H32V205H29ZM37 204V205H36ZM53 204H52V207H53ZM117 204V205H116ZM122 204V205H121ZM125 204V205H124ZM153 204H154V208L153 209H156L155 208V204H157L158 206H156V207H159V208H161V210L159 209V211H158V209H157V211L156 210H153V209H150V207H151V205H152V207H153ZM218 204V205H219ZM223 204V203H222ZM221 204V205H222ZM230 204L231 205H233V204H235L234 202L232 203V202H230ZM229 204V205H230ZM66 205V204H65ZM62 206V208L64 207L65 208V211L64 212H68V208H66V206ZM119 205V206H118ZM132 205L134 206V205H136V207H132ZM159 205H161V206H159ZM189 204H187V206H188ZM193 205V208H194V204H192ZM191 203H190V205L188 206V207H186V208H191ZM195 205H197V204H195ZM199 205V204H198ZM230 205V206H231ZM236 205V204H235ZM234 205V207H237V209L239 210L240 208L238 207V205L237 206H235ZM23 206V207H22ZM29 206H32V208H31V210H30V207ZM48 206V205H47ZM47 206H45V207H47ZM56 205L54 204V207H55ZM84 206V205H83ZM114 206H117V207H114ZM129 206H131V207H129ZM171 206V205H170ZM220 206V205H219ZM219 206H218V209H219ZM225 206H227L226 208H229V206H228V204L227 205H222V206H220V208L222 207L223 209L225 208ZM246 206V207H247ZM15 207V208H14ZM21 207V210L19 209ZM29 207V210L30 211H27L26 213L24 212V210H26V208H28ZM44 207V208H45ZM53 207V208H54ZM57 207V206H56ZM139 207H140V210H139ZM195 207H197V206H195ZM199 207V206H198ZM201 207V206H200ZM198 208V210L199 211H201V209H202V211H203V209L205 208V206L203 207V208ZM246 207H244V209H242V210H239L241 213L240 214H242L246 209ZM17 208V209H16ZM41 208V209H40ZM123 208V209H122ZM130 208V209H129ZM132 208V209H131ZM188 209V211L189 210H193L194 211V209ZM7 209V210H6ZM34 209H35V211H34ZM37 209H38V211H37ZM43 209V210H42ZM47 209H49V208H47ZM52 208H50L49 210H51ZM103 209V210H104ZM108 209V208H107ZM110 210H111V208H109ZM108 209V210H109ZM117 209V210H118ZM126 209V210H125ZM137 209H138V211H141L143 214H145L144 216L146 217V215H147V217L145 218L144 216H142V215H138L137 216V214H136V216L137 217H139V218H137L136 219V216H134L135 214L134 213H136V212H138L137 211ZM14 210H15V212H14ZM28 210V209H27ZM33 210V211H32ZM39 210H41V212L39 211ZM62 210V209H61ZM69 210H70V208H69ZM79 210V211H78ZM87 210H89V211H87ZM115 210V211H114ZM134 210V211H133ZM144 210V209H143ZM152 210V211H151ZM167 210H169V211H171V216H169L170 214V212L168 211V214L166 213V211ZM185 210V209H184ZM183 210V211H184ZM232 210V209H231ZM8 211V212H7ZM20 211V212H19ZM22 211V212H21ZM32 211V212H31ZM59 211V212H58ZM76 211V212H75ZM90 211H93V212H91L90 213ZM98 211H100V212H102V213H100V215L102 214V218H101V221H99V223H96V221H97V219L99 220V218L101 217H99V215H98ZM119 211V210H118ZM129 211H131V212H129ZM136 211V212H135ZM161 211V213H164L165 212V214H161V213H159ZM164 211V212H163ZM182 211V212H183ZM195 211H196V209H195ZM195 211H194V213H195ZM201 211V213H203V214H201V215H199L200 217L198 218L197 216H193V217H191L190 216V212L191 211H189L188 213L189 214H187V215H189V216H187V215H185V216H187V217H185V219L182 221L183 222V224H185V223H187L186 224V226L187 225H193V226H196L197 227V225L199 224L198 222H199V220H201V221H203V219L201 218V216H203V218H205V217H207V211L204 209V212H202ZM222 211H224V210H222ZM222 211H219V210H217V211H214L215 213H219V215L220 214H222V215H224V213L222 212ZM5 212H7L6 214L7 215H5L4 216V213ZM23 212H24V214L26 215V217H27V219H28V221H33V223H32V225H33V227H32V225H30L29 223H28V221L27 220H25L26 219V217L24 218L22 215H23ZM58 212V213H57ZM79 212V213H78ZM81 212V213H80ZM82 212H83V214H84V212H85V214H84V217L82 216L83 214H82ZM149 212V213H150ZM187 212V211H186ZM197 212V211H196ZM214 212H213V214H214ZM222 212V213H221ZM15 213V214H14ZM19 213H21V214H19ZM30 213H33V214H30ZM46 213L47 214V216L46 215H44V214ZM88 213H90L89 215H88ZM148 213V212H147ZM159 213V214H158ZM178 213H180V211L178 212ZM184 213H185V211H184ZM184 213H182V215H184ZM193 213V212H192ZM198 214H199V212H197ZM196 213V214H197ZM206 213V214H205ZM212 213V212H211ZM246 213H247V215H246ZM248 213L249 212H246L245 211V213H243L244 215H243V217H249L248 216ZM28 214H30V215H28ZM53 215L54 217V219H50V218H52V217H49V215ZM58 214H60V216L58 215ZM82 214V215H81ZM96 216L97 217V215H98V217L97 218H94L96 221H94L93 220V216ZM133 214V215H132ZM166 214L168 215L167 216V218H166ZM177 214V213H176ZM181 214V213H180ZM216 214V215H217ZM16 217H15V216ZM21 215V216H20ZM34 215V216H33ZM44 215V216H43ZM63 215V216H62ZM80 215V216H79ZM130 215V216H129ZM195 215V214H194ZM210 215V214H209ZM221 215V216H222ZM7 216L8 217H10V218H7ZM29 216H32L31 217V219L29 218ZM64 216V217H65ZM112 216V215H111ZM110 216V217H111ZM132 216H134L133 218H134V220H133V218H132V220H131V217ZM142 216V217H141ZM239 217H241L242 215H238ZM5 217V218H4ZM58 217V218H57ZM79 217V218H78ZM83 217V218H82ZM89 217H91V219H92V221L89 223L88 222V220L86 219V218H89ZM118 217H120V218H118ZM122 217V218H121ZM123 217H125V218H123ZM142 219H141V218ZM145 219H144V218ZM148 217H150V218H148ZM153 217V219H151ZM180 217H181V215H180ZM183 217V216H182ZM189 217H191V218H189ZM209 217H212L211 215L209 216ZM209 217H208V219H209ZM213 217H214V215H213ZM213 217L211 218V219H213ZM243 217H241V218H243ZM6 219V220H4V219ZM58 219V220H56V219ZM59 218H61V220H59ZM81 218V219H80ZM105 218V219H104ZM201 218V219H200ZM214 218H217V217H214ZM218 218H219V216H218ZM240 218V219H241ZM4 221H3V220ZM7 219H9V221L7 222ZM30 219V220H29ZM71 219H74V220H71ZM79 219V222L77 221ZM104 219V220H103ZM131 221H130V220ZM146 219L147 220H149V222L150 221H152L153 222V224H152V222L151 223H148V221H146ZM151 219V220H150ZM172 219V220H173ZM210 219V220H211ZM244 219V218H243ZM10 220H14L13 221V223H12V221H10ZM38 220H40L41 222H43V223H41L40 222V224H42L41 225V227L43 228L44 227V229H45V227L46 228H48L47 229V233L49 232V234H50V232H51V234L49 235L50 237H51V239L50 240H52L51 241V245H53L51 248H53V251H54V253H53V251L51 250V248H50V246L49 245H46V244H48V240H49V236L48 235H45V230L43 231V230H41V227L39 226V221ZM63 220V221H62ZM65 220L67 221V224L69 225H67V224H65L66 222H65ZM76 220V221H75ZM82 220H84L83 221V223L85 222V224H87V225H85L86 227L87 226H89V228L91 227V225H92V223L93 222H95V227L97 228V231L95 230L96 228L95 227H93L92 226V228L91 229H94V230H89L88 229V231H96V233H94V238L93 237H91V234L93 235V233H91L90 234V236L89 235H87V238H88V240L89 241H91L89 238H92V239H96V241L95 240H93V241H95V242H97V239H98V241H99V243H101L102 242V248H101V250L103 249V246L107 249H103L105 252V254L103 253V251H102V253L104 254L103 255V258H102V254L99 256V254H97V250L96 251H94V252H96V254L93 252V250H91L90 248H92L93 246H90V248H89V244L88 243H86L87 245H88V248H87V246H86V244L85 243H83L84 242V239H87V238H85V236L86 235H83V233H86V231H81L82 230V227H83V229H85V227L82 225L83 223H81V221ZM86 220V221H85ZM116 220V221H115ZM139 220L141 221V222H139ZM144 220V222H142ZM163 220V221H162ZM170 220V219H169ZM210 220H207L206 218L204 219V225L206 226L207 225V223L210 221ZM19 221H20V223L21 222H23V223H21V224H23L25 227H27V228H25V227H22V228H24L25 230H23L22 228H20V225H18L17 223H19ZM34 221H36V222H38V223H35ZM57 221H59V223L57 222ZM62 221V222H61ZM73 221H75V224L74 223H72ZM122 223H121V222ZM134 221H136V222H134ZM184 221H185V223H184ZM213 221V220H212ZM10 222V223H9ZM76 222H77V224H76ZM98 222V221H97ZM101 222V223H100ZM131 222H134V223H136L137 225H135L134 223L133 224H131ZM139 222V223H138ZM147 222V223H146ZM177 222V223H176ZM179 222H181L180 220H179ZM188 222H189V224H188ZM192 222V223H191ZM194 222V223H193ZM57 223H58V225H57ZM88 223L90 224V225H88ZM140 223H142V224H140ZM143 223H144V225H143ZM161 223V224H162ZM171 223H173V222H171ZM206 223V224H205ZM212 223V222H211ZM3 224V225H2ZM13 224V225H12ZM35 224V225H34ZM37 224V225H36ZM63 224H64V226H63ZM73 224H74V226L76 225V228H74V229H76L75 231H73L72 229H71V227L73 226ZM103 224V223H102ZM104 224H107L108 225V223H104ZM121 224V225H120ZM129 224H131V226L129 225ZM148 224V225H147ZM149 224H151V225H149ZM180 224V223H179ZM209 224H210V222H209ZM209 224H208V226H209ZM213 224V223H212ZM212 224L210 225V227L212 226ZM4 226V227H2V226ZM18 225V226H17ZM61 227H60V226ZM65 225H67L68 227H70L69 229L67 228V226H65ZM82 225V227H79V226H81ZM101 225V226H100ZM127 225V226H126ZM140 226V227H142V225L143 226H147L148 228H149V226H151L150 228L152 229H149V230H151L152 231V234H156V232H155V230H157L158 229V231H157V237L158 236H160L162 233H164L165 231L167 232V230H168V232L167 233H171L172 232V230L173 229H175V227H179V229L177 230L176 229V234H175V237H178L179 236V238H180V235H182L183 234V237H185L186 236V239H188V241H186V242H188L187 244H188V247H186L187 245H186V243L185 244H183L184 245V247L182 248L183 249V253H180V251H181V249H179L180 248V242H177V240L178 239H176L175 240V237H173V236H171L170 234V236L171 237H173V239L175 240V241H172L171 242V240H173V239H171L170 238V236L168 235V234H166L165 233V235H162V237H164V239H161L160 237V239L159 240H165V242L167 241V243L168 244H170V245H172V246H167V243H165V245L167 246H165V248H167V249H165L164 247L162 248V252H164V253H162L161 251H158L159 250V248L161 249V245H162V243H164V242H162L161 241V243H158V242H160V241H158V240H154V239H150V238H152L153 236L155 237V235H151V234H149V235H151L152 237H149V241H150V244H152V243H154L153 245L155 246V242L154 241H158V242H156V246L158 245V248H157V250H156V248H155V250H156V252L158 251V254L154 251V252H149V251H151V248H153L152 246L149 248V250L148 249H143V247H142V245L141 244H139V246H138V244H137V242H139L140 241V239H143L144 240V236H145V238L147 237V236H149L148 235V231H146L148 228L145 226L144 227V229L145 228H147V229H145V230H143L142 228H141V230H140V228H136L135 226ZM182 225V224H181ZM202 225V224H201ZM13 226L14 227H16V229H18V230H16V232H17V234H18V236L16 235V232H14L15 230L13 229ZM22 226V225H21ZM78 226V227H77ZM124 226H125V228H124ZM163 226V225H162ZM19 227V228H18ZM30 227H32V228H30ZM36 227L38 228V230L36 229ZM54 227V228H53ZM59 228V229H57V228ZM104 227V228H103ZM103 227H101L102 229H106L107 227H106V225H104ZM106 227V228H105ZM118 227V228H117ZM170 227V228H169ZM182 227V226H181ZM190 227H192V226H190ZM190 227H188L189 229H192V228H190ZM196 227H193L194 229H195V232L197 231L198 232V230H196ZM207 227V226H206ZM56 228V229H55ZM77 228H79V229H81V230H77ZM118 230H117V229ZM122 228H124L123 230H125V231H127V235H128V237H127V235L124 233L125 231H123L122 230ZM133 230H132V229ZM157 228V229H156ZM164 228V232H162L163 229ZM187 228V229H188ZM12 229L14 230V231H12ZM20 229H22L21 231H19ZM28 229H33L34 230V232L33 231H31L30 230V232H29V230ZM55 229V230H54ZM63 229V230H62ZM116 229V230H115ZM170 229H172L171 230V232H169V230ZM201 229V228H200ZM27 230V231H26ZM38 232H41V234H42V236H45V238H47V241L45 240V238H43V240H45V241H40L39 243L40 244H38V242L37 241H39L40 239H42L41 238V234L40 233H38ZM63 231V232H61L60 234L61 235H59L58 236V232H60V231ZM70 230H72V232L70 231ZM85 230H87V229H85ZM107 230V229H106ZM120 230H122V231H120ZM131 230V231H130ZM6 231H8L7 233H6ZM19 231V232H18ZM25 231V232H24ZM65 231L66 232H68V233H66V234H64L65 233ZM69 231L72 233V235H70V233H69ZM77 231H81L80 233H79V236H81L80 238H82V240H83V242L80 240V238H77V237H79L77 234H75V237H72L73 239H78L77 241H79V242H82V244H83V250L81 251V252H83V256L85 255L87 258L86 259H82V257L80 256L81 254L80 253H78V252H76V249H74L72 246H69L68 244V242H70L71 240H73L70 236H74V233L76 232L77 233ZM108 231V230H107ZM106 231V232H107ZM140 231H141V233H140ZM145 231H146V234H147V236L145 235V234H143V232L145 233ZM151 231H149L150 233H151ZM194 231V230H193ZM201 231H204L203 229L201 230ZM13 232V234H11ZM44 232V233H43ZM110 232V233H111ZM117 232V233H116ZM128 232H130V233H128ZM194 232V233H195ZM14 233H15V235H14ZM31 233V234H30ZM46 233V234H47ZM103 233V234H102ZM121 233H122V236H121ZM135 235V233L137 234V235H133V234ZM138 233H139V235H142V237L141 238H138L137 239V236L139 237V235H138ZM201 233V232H200ZM203 233V232H202ZM201 233V234H202ZM40 234V235H39ZM68 234H69V237H68ZM95 234H96V236L98 237V238H95ZM117 234V235H116ZM129 234H131L132 236L129 238ZM159 234V235H158ZM173 234V235H174ZM184 234H185V236H184ZM196 234H199V233H196ZM3 235H5V237L6 236H8V237H11V239L13 240V237H14V240L16 241V242H11L10 241V238H6V239H9L8 240V242H9V244L7 243V241H6V239H5V237L3 236ZM21 235V236H20ZM35 235H36V237H35ZM107 235V236H106ZM114 235V234H113ZM191 235H192V232H191ZM203 235H204V233H203ZM202 235V236H203ZM16 236L17 237H23V238H21L20 239V242H19V239L18 238H16ZM38 236H40V238L38 237ZM47 236V237H46ZM62 236V237H61ZM67 236V237H66ZM89 236V237H88ZM111 236H112V234H111ZM110 236V237H111ZM119 237V239H117V237ZM124 236H125V238H124ZM116 237V238H115ZM136 237V238H135ZM156 237V238H157ZM39 238V239H38ZM63 238V239H62ZM65 238H67L68 239V241H67V239H65ZM69 238H70V240H69ZM127 238V239H126ZM129 238V239H128ZM135 238V239H134ZM104 239V240H105ZM123 239H126L127 240V243L126 242H124L125 240H123ZM133 239V240H132ZM136 239H137V241H136ZM167 239V240H166ZM171 239V240H170ZM186 239H184V240H186ZM13 240V241H14ZM50 240H49V243H50ZM64 240H66V241H64ZM75 240H73V241H75ZM87 240V241H88ZM103 240V241H104ZM131 240V245L132 246H134V244H137L136 245V247L134 246V248L136 249V248H138V249H136V252L139 250H141V251H145L146 253H147V255H146V253H145V255L143 254L144 252H142V254H140V253H137V254H140V257L139 256H136L137 254H136V252L134 253L133 252V250H134V248H133V250L132 249H130L129 247H131L130 246V242H129V244H128V241H130ZM142 240V241H143ZM153 242H152V241ZM184 240L182 239L181 240V243H182V241H183V243H184ZM190 240V241H189ZM194 240V241H193ZM73 241H71L72 242V244L74 243V245L76 246L77 244V246H76V248L80 245H82V244H79V242H77V244H75L76 243V241L75 242H73ZM88 241V242H89ZM92 241V244L94 245V243L95 242H93ZM134 243H133V242ZM142 241H140V243H142ZM148 241V242H149ZM178 241H180V239L178 240ZM35 242H37V246L39 245V247L41 246V249H39V248H36L37 246H36V244H35ZM47 242V243H46ZM71 242H70V245H71ZM111 242H109V243H111ZM143 242H145L144 244L146 245V248H147V243H146V240L145 241H143ZM152 242V243H151ZM177 242V243H176ZM34 243V244H33ZM41 243H44V244H41ZM90 243V245H91V242H89ZM158 243V244H157ZM173 243H174V245H176V247L173 245ZM190 243V244H189ZM191 243H193L192 245H194V249H191L192 248V245H191ZM206 243V242H205ZM205 243L203 244V247H204V245H205ZM14 244V245H13ZM96 244V243H95ZM129 246H128V245ZM143 244V243H142ZM144 244H143V246H144ZM159 244H161L160 245V247H159ZM197 244V245H196ZM201 244V245H200ZM7 245V246H6ZM8 245H10L9 247H8ZM33 245V246H32ZM84 245L86 246L85 248H84ZM107 245V246H108ZM124 245H126V246H124ZM149 245V244H148ZM200 247H199V246ZM96 246V245H95ZM141 246V247H140ZM150 246V245H149ZM148 246V247H149ZM164 246V245H163ZM182 246V245H181ZM46 247V248H45ZM116 247L114 248V249H116ZM126 247H128V248H126ZM145 247V246H144ZM197 247H199V248H197ZM79 248V247H78ZM77 248V249H78ZM87 248V249H86ZM123 248V249H122ZM142 248V249H141ZM176 248V249H175ZM186 248V249H185ZM39 249V250H38ZM45 249V250H44ZM51 250V255L48 253V251H50ZM59 251H58V250ZM80 249L81 248H79V250L78 251H80ZM86 249V250H85ZM92 251V254L91 253H89V252H91L90 250ZM93 249V248H92ZM96 248H94V250H95ZM169 249H172V250H170V254H172L173 255V253H177V258H175V255H174V260H175V263L174 262H172L171 261V259H173V256H168L167 254H169L168 252H167V254L165 253V251L166 250H168L169 251ZM185 249V250H184ZM197 249V250H196ZM206 249V248H205ZM42 250V251H41ZM129 250H132V252L131 251H129ZM146 250H148V252L149 253H151V255L150 254H148V252L146 251ZM154 250V249H153ZM165 250V251H164ZM173 250H175V252L173 251ZM89 251V252H88ZM128 252V253H134L135 255H132V254H129L131 257H132V262H130L131 260V257L130 256H128L127 254H126V256H125V253H124V255H123V252ZM135 251V250H134ZM194 251V252H193ZM195 251H197L196 253H195ZM46 252V254H44ZM110 252H112L111 254H113L114 255V251H110ZM173 252V253H172ZM202 253V255L205 257H203L202 255H201V253ZM58 253V254H59ZM63 254V257L61 256L62 254ZM69 253H70V255H69ZM93 253L95 254V255H93ZM155 254V256H157V257H155L154 256V254ZM159 253H162V254H164V255H167L168 257H172L171 259H170V261L167 263L166 262V260L164 259L165 257H164V255H163V257L161 256V254H159ZM47 254H49L48 256L49 257H47ZM181 254V255H180ZM197 255V257H196V255ZM43 255L45 256L44 258H43ZM97 255V256H96ZM73 256H75L76 258V260H75V262L76 261H78L79 260V262H73L72 260H68L67 261V259L69 258H73ZM95 257V260H94V258L93 257ZM107 258H105V257ZM112 256V255H111ZM110 256V257H111ZM117 256V255H116ZM147 256H149V257H147ZM160 256H161V258H162V260L160 259ZM167 256H166V258H167ZM201 256H202V259H201ZM37 257V258H36ZM41 257V259H39ZM47 257V258H46ZM60 257H62V258H60ZM110 257H109V259H110ZM114 257V256H113ZM136 257H138V258H140V259H138V258H136ZM141 257H143V261H141ZM145 257H147L146 258V260H144L145 259ZM43 258V259H42ZM79 258V259H78ZM80 258H81V260H83V261H81V263H80ZM84 258V257H83ZM112 258V257H111ZM118 258V257H117ZM117 258H114V262H112L113 261V258H112V261H110L109 260V262H111V263H114L115 264V261H116V259ZM119 258L117 259V261L119 260ZM133 258H134V260H133ZM158 258V259H157ZM195 258V259H194ZM45 259H47V261L45 260ZM74 259V258H73ZM106 259V260H105ZM160 259V260H159ZM177 259V260H178ZM197 259V262L195 261ZM209 259V258H208ZM11 260V261H10ZM36 260H38L37 262H34V261H36ZM91 260H93V261H95V262H92ZM124 260V261H123ZM128 260H130V261H128ZM169 260V259H168ZM173 260V261H174ZM185 260V259H184ZM7 261V262H6ZM33 261V262H32ZM50 261V262H49ZM55 261V262H54ZM71 261V262H70ZM85 261V262H84ZM107 261V262H106ZM141 261V262H140ZM180 261L178 262L179 264H185L184 262L183 263H180ZM130 262V263H129ZM192 262H190L189 264H191ZM210 262V261H209ZM0 263H1V261H0ZM38 263H40V264H42L41 263V261L40 262H38ZM137 263V262H136ZM136 263H134V264H136ZM145 263V264H146ZM149 263V264H150ZM192 263V264H193ZM197 263V264H198ZM211 263V262H210ZM214 263L215 264H220L219 262H217V260H215L214 261ZM109 264V263H108ZM138 264V263H137ZM144 264V263H143ZM148 264V263H147ZM159 264V263H158ZM212 264H213V262H212Z\"/></svg>","mask_w":264,"mask_h":264}]
</instances>
